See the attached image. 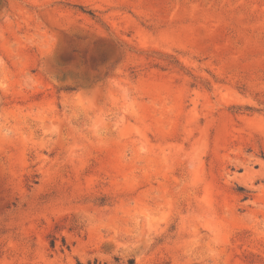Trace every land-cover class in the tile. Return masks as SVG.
Listing matches in <instances>:
<instances>
[{
    "label": "rangeland",
    "instance_id": "rangeland-1",
    "mask_svg": "<svg viewBox=\"0 0 264 264\" xmlns=\"http://www.w3.org/2000/svg\"><path fill=\"white\" fill-rule=\"evenodd\" d=\"M264 264V0H0V264Z\"/></svg>",
    "mask_w": 264,
    "mask_h": 264
},
{
    "label": "trees",
    "instance_id": "trees-1",
    "mask_svg": "<svg viewBox=\"0 0 264 264\" xmlns=\"http://www.w3.org/2000/svg\"><path fill=\"white\" fill-rule=\"evenodd\" d=\"M115 262H116L115 264H118V263H117V260H115ZM88 264H90V263H88ZM94 264H97V262H94ZM129 264H134V262H133L132 260H130V261H129Z\"/></svg>",
    "mask_w": 264,
    "mask_h": 264
}]
</instances>
